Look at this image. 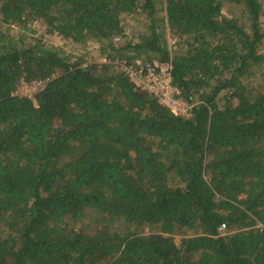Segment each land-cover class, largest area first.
<instances>
[{"label":"trees","instance_id":"16d2710c","mask_svg":"<svg viewBox=\"0 0 264 264\" xmlns=\"http://www.w3.org/2000/svg\"><path fill=\"white\" fill-rule=\"evenodd\" d=\"M38 21L101 61L11 35ZM263 44L262 0H0V264H264ZM137 57L172 63L192 116L135 86Z\"/></svg>","mask_w":264,"mask_h":264},{"label":"built area","instance_id":"2783aa9c","mask_svg":"<svg viewBox=\"0 0 264 264\" xmlns=\"http://www.w3.org/2000/svg\"><path fill=\"white\" fill-rule=\"evenodd\" d=\"M175 42V39L170 38L171 44ZM119 65L137 88L154 95L159 103L172 113L185 117L192 116L194 107L199 102L191 103L181 98V90L174 82L172 63L148 61L137 57L133 60H121ZM49 80L22 79L13 95L34 100L36 95L47 87ZM219 233L221 235L229 233L227 224L220 226Z\"/></svg>","mask_w":264,"mask_h":264},{"label":"rangeland","instance_id":"374dc122","mask_svg":"<svg viewBox=\"0 0 264 264\" xmlns=\"http://www.w3.org/2000/svg\"><path fill=\"white\" fill-rule=\"evenodd\" d=\"M264 5V0H262ZM144 19L143 14H134V15H125L123 17V26L129 36L136 37L141 32L144 31L145 27L142 23V20ZM2 30L8 29L7 26L2 25ZM32 29L35 30V33L31 32H24L19 27L13 26L11 30V35L14 37H19L20 35L24 34L26 35V43H34L37 40V37H40L43 35V41L49 45L61 48L62 50L66 51L67 53H72L74 55H80L82 53H86L91 59H95L98 61H101L100 53H99V45L97 43H92L86 48H82L80 45L74 43L71 40L65 39L61 37L59 34H47L46 31V25L43 21H38L32 25ZM262 51L264 52V44L262 46ZM99 220H102L100 217L96 215L95 211L92 209L88 210V216L85 218L82 222V224L86 225L90 229H94L98 224ZM116 223V224H115ZM118 221L111 222V224L116 227L117 229H123L124 225L117 224ZM115 224V225H114ZM147 232H149L147 230ZM177 242L180 243V236H177Z\"/></svg>","mask_w":264,"mask_h":264}]
</instances>
